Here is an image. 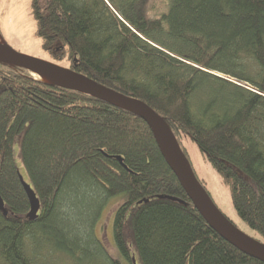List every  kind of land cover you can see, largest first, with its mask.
Segmentation results:
<instances>
[{"label": "trees", "instance_id": "1", "mask_svg": "<svg viewBox=\"0 0 264 264\" xmlns=\"http://www.w3.org/2000/svg\"><path fill=\"white\" fill-rule=\"evenodd\" d=\"M156 1L30 0V11L48 59L148 104L180 145L190 138L264 243V0H164L159 15ZM30 74L0 64V264H122L96 234L118 196L128 264H264L209 227L137 115Z\"/></svg>", "mask_w": 264, "mask_h": 264}, {"label": "water", "instance_id": "2", "mask_svg": "<svg viewBox=\"0 0 264 264\" xmlns=\"http://www.w3.org/2000/svg\"><path fill=\"white\" fill-rule=\"evenodd\" d=\"M0 64L18 67L22 70H41L49 74L55 83V86H61L66 90H72L79 94L92 96L93 98L115 104L127 110L133 115H137L145 124L149 125L153 135H155L156 144L159 147L161 155L164 157L168 167H170L178 178L181 186L184 188L188 198H190L194 207L198 210L201 217L206 220L211 229L229 242L233 247L239 249L246 256L264 263V243L252 238L242 232L234 223L224 215L221 210L212 202L205 189L200 186L195 176L192 166L189 165L186 155H184L182 146L179 144L176 135L165 119L143 101L121 94L89 79L85 75L78 74L67 69L62 65H57L51 61L43 60L39 57L21 54L7 44L0 45ZM123 164V159L119 158ZM20 181L24 186L26 195H28L31 211L28 214L31 221L37 220L41 205L33 188L28 184L23 175L20 174ZM0 211L7 214L4 201L0 195ZM135 262V259H133Z\"/></svg>", "mask_w": 264, "mask_h": 264}, {"label": "rangeland", "instance_id": "3", "mask_svg": "<svg viewBox=\"0 0 264 264\" xmlns=\"http://www.w3.org/2000/svg\"><path fill=\"white\" fill-rule=\"evenodd\" d=\"M0 5V40L3 45L7 44L21 54H27L46 61H51L43 55L40 40L35 34L36 23L30 11V0H1ZM154 7L156 8L157 14H161L166 9L164 0H157ZM51 62L55 63L54 61ZM58 64L69 69V66L64 63ZM36 78L39 79L38 76ZM181 145H183V148L190 156L191 165L196 175L201 180H204L205 186H207V190L210 197H212L215 202V205L242 232L258 239L259 235H256V233L237 215L232 204L230 189L223 182L221 175H219L213 166L206 161L203 154H200L197 146L186 135L182 138ZM16 152V162L21 172L27 177L24 165L19 156L18 148H16ZM121 199L122 197L118 196V198H113L109 201V204L103 211L102 217L98 221L96 234L111 255L119 259L122 264H128L125 257L119 254L116 244L114 243L113 221L115 210L122 202Z\"/></svg>", "mask_w": 264, "mask_h": 264}, {"label": "bare ground", "instance_id": "4", "mask_svg": "<svg viewBox=\"0 0 264 264\" xmlns=\"http://www.w3.org/2000/svg\"><path fill=\"white\" fill-rule=\"evenodd\" d=\"M0 45H3V43L0 40ZM29 72L34 76V77H39V79L44 80L46 82H50V83H55V81L52 79V77L47 74L45 71H41V70H29ZM30 74V75H31Z\"/></svg>", "mask_w": 264, "mask_h": 264}]
</instances>
